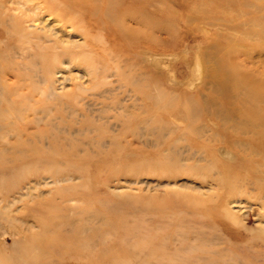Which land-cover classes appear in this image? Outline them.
Listing matches in <instances>:
<instances>
[{"label":"rangeland","instance_id":"rangeland-1","mask_svg":"<svg viewBox=\"0 0 264 264\" xmlns=\"http://www.w3.org/2000/svg\"><path fill=\"white\" fill-rule=\"evenodd\" d=\"M14 1L0 0L4 5L0 10H15V5L16 10H25L17 2L21 0ZM45 1L43 10H49L45 13L54 18H59L58 10H94L90 16L96 22L90 28L95 44L93 65L106 63L113 68L112 59L104 60V55L96 52L102 46L109 51L119 47L123 58L139 53L137 58L144 61V50H154L159 60L163 58L157 73L164 71L165 76L161 75L163 82L160 78L158 83L170 96L157 101L156 108L193 105L201 99L198 104L222 106L219 96L213 94V79L226 78L224 68L229 62L257 77L264 76V0ZM82 29L79 21L76 30ZM87 65L80 62L79 66L84 69ZM125 71L129 82L132 72ZM167 71L174 73L176 80H168ZM191 81L197 84L196 89L188 86ZM9 82L15 84L17 79L12 76ZM66 84L74 86L70 81ZM113 94L106 98L109 104ZM47 103L44 99L35 105ZM121 103L136 112L144 105L130 89L123 93ZM155 122L162 124L161 120ZM206 123L196 120L194 124ZM218 129L206 131L215 150L198 148L189 137L162 142L164 138L147 137L143 131L142 138L123 137L121 144L127 150L97 167L61 160L62 172L67 171L74 180L60 187H66L78 201L58 204L60 194L52 183L35 191L43 190V196L17 201L25 191L20 183L41 181L40 174L24 175L26 181L17 180L9 190L8 185L0 184V264H32L33 253H39L40 264H68L73 255L85 251H74L64 242L54 246V254L50 248L33 250L30 244L36 238L53 243L56 236L74 232L95 234L94 250H105L122 264H140L145 259L147 264H264V198L256 195L259 186L252 184L254 177L248 180L253 170L237 165L239 157H258L238 148L231 150L234 154H224L220 150L224 135ZM169 144L175 147L173 151ZM10 159L0 158V164ZM217 175L220 178L216 179ZM67 206L70 208L65 209ZM48 222H53V230L43 234L39 226Z\"/></svg>","mask_w":264,"mask_h":264},{"label":"bare ground","instance_id":"bare-ground-1","mask_svg":"<svg viewBox=\"0 0 264 264\" xmlns=\"http://www.w3.org/2000/svg\"><path fill=\"white\" fill-rule=\"evenodd\" d=\"M17 2L22 3L25 10H16L15 1V10H0V158L11 157L0 164V184L8 185L9 190L17 180L24 179V175L41 176V181L20 183L25 191L20 193L17 201L24 197L43 196V190L37 194L35 191L41 185L51 183L60 194L58 204L80 200L69 194L66 187H60L63 182L74 180L67 171L62 172L60 161L76 160L81 165L97 167L109 157L127 150L126 145L121 144L125 136L142 138L140 136L146 133L147 137L164 138L162 142L172 143L192 138L194 146L215 150V144L211 143L213 139L207 138L206 131L218 127L224 135L225 143L220 147L224 154L229 155L233 153L232 149L238 148L241 153L249 150L258 157L257 160L239 157L237 165L239 168L249 166L253 170V176L248 180L254 177L252 184L259 186L256 195L264 198V76L257 77L229 62L224 68L226 78L213 79L216 80L213 94L219 96L222 106L211 102V105L198 104L201 99L197 104L192 102L193 105L156 108L157 101L170 95L159 86L158 80L161 75L165 76L164 71L161 75L157 73L163 58L159 60L154 50H144V61H141L137 58L139 53L123 58V54L118 53L121 51L119 47L109 51L102 46L96 52L104 55V60L112 59L113 68L106 63L96 66L97 61L93 65L95 44L91 40L90 28L96 22L90 16L94 10H58L59 18H54L51 13H45L49 10H43L45 0ZM79 21L83 26L81 32L76 30ZM80 62L88 65L81 69ZM195 67L200 70L198 62ZM125 69L132 72L129 82L125 80ZM12 76L17 83L9 82ZM166 76L168 80L176 77L174 73ZM111 77L115 79L110 81ZM68 81L74 85L70 89L66 84ZM188 86L197 88L192 81ZM129 89L143 101L139 112L130 111V107L127 111L122 106L125 102L121 103L123 93ZM113 91V101L109 104L106 98ZM44 99L47 104L35 105ZM94 103L101 107H94ZM233 103L237 107H232ZM156 120H161L162 124L157 126ZM196 120L207 123L195 125ZM172 148L175 149L169 144L168 149L173 151ZM39 227L43 234L51 232L53 222ZM95 238V234L83 236L74 232L56 236L53 243L36 238L30 247L36 251L50 248L55 254L54 246L60 247L67 242L74 251H85L73 255L70 258L73 261L68 264H122L121 260L107 255L105 250L95 251ZM38 256L39 253H33L32 264H40ZM146 261L142 260L140 264H147Z\"/></svg>","mask_w":264,"mask_h":264}]
</instances>
